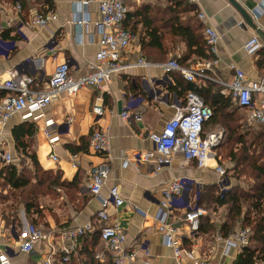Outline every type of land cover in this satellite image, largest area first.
<instances>
[{
    "label": "crops",
    "instance_id": "crops-1",
    "mask_svg": "<svg viewBox=\"0 0 264 264\" xmlns=\"http://www.w3.org/2000/svg\"><path fill=\"white\" fill-rule=\"evenodd\" d=\"M98 1L0 0V82L29 75L33 77L31 88L40 90L45 87L44 82L55 66L62 62H67L69 74L75 78L90 71L89 65L96 62L95 53L99 47V32L93 24L99 17ZM235 1L252 22L264 30V0ZM15 3L21 6L18 15L13 12ZM124 4L127 12L147 11L145 24L157 28L163 49L140 47L138 34L141 28L145 31L146 26L138 18L137 29H134L135 34L132 33L133 41L122 58L130 63L121 72L113 73L101 87L84 86L72 96L56 94L35 121L23 120L21 113H15L0 127V151L11 154L7 166L15 169V174L27 168L30 178L24 194L28 192V198L33 200V205L27 207L20 193L22 188L14 187L3 177L0 179V255L6 256L8 264H96L91 262L92 253L99 261L110 257L105 252V243L96 237L101 224L96 218L101 207L100 195H94L88 189L92 167L104 161L109 163L110 171L103 191L115 185L123 199L115 209L109 207L104 224L116 225L126 235L127 251L134 257L128 264H174L172 251L164 245L156 228L162 189L174 178L188 180L168 213V221L177 228L176 235L181 244L195 247L197 255L208 256L210 264H232L240 252L232 248L226 257L221 258L213 249L217 231L193 237L180 219L185 211L183 202L203 208L204 216L215 229L226 218L227 207L214 203L218 195L226 192L221 191L218 185L221 179L215 172L216 165L224 166L226 162L217 155L215 148L203 167L184 159L181 154H176L169 165L160 169H155L150 161L135 159L139 154L154 150L148 134L160 131L165 122L183 109L186 94L194 92L197 95L193 90H185V86L192 84L205 88L212 85V91L229 96L228 88L222 82L231 81L230 63L242 68L248 79L263 76L264 41L243 22L240 13L227 0H124ZM48 10L55 11V20H50L44 27L26 25L34 13ZM200 10L207 15V23L221 34L216 56L208 53L203 34L205 23L196 17ZM86 16L87 22H75V17ZM135 17L132 15L131 20L135 21ZM173 21L190 27L192 37L172 33L169 25ZM193 33L203 46L204 55L192 53L193 50L188 52L187 41L191 42ZM253 36L259 38L262 47L250 54L244 50L243 44ZM138 57L148 63L135 64ZM214 58L218 62L212 70L202 69L203 76H195L193 81H188L177 70L166 71L162 67V63L176 60L180 65L200 70L206 61ZM2 93L5 96L9 91L0 89ZM230 101L235 108L231 112H234L232 121L238 124L237 130L248 131L250 135L264 132V129H256L264 127L263 124L248 123V112L236 107L232 98ZM95 105L100 106V115L93 112ZM222 110V114L218 112L216 115L215 122L207 120L203 123L202 134L220 129L225 133L227 126L222 120L229 118L231 107ZM122 111L131 116L123 119ZM239 112H245V116ZM136 113L138 118L134 117ZM24 123L35 126L34 133L25 137L24 142L27 143L25 150L35 156L36 166L21 153L22 145L18 146L13 137L15 127ZM94 130L106 133L109 141L107 154L95 153L89 147ZM46 132L48 136L57 137L53 148ZM239 147L240 143H234L233 150ZM51 154L56 155V160ZM226 182L231 184L230 179ZM222 208L224 217H216ZM86 223L92 225V231L73 241L64 238V230ZM29 224L39 227L44 237L33 245L30 252H22L19 245ZM238 228L240 224L235 230ZM65 247L72 249L68 258L63 260ZM99 254L103 257H98Z\"/></svg>",
    "mask_w": 264,
    "mask_h": 264
},
{
    "label": "built area",
    "instance_id": "built-area-1",
    "mask_svg": "<svg viewBox=\"0 0 264 264\" xmlns=\"http://www.w3.org/2000/svg\"><path fill=\"white\" fill-rule=\"evenodd\" d=\"M21 11L19 3H15L13 12L17 15ZM127 8L124 0H99L98 1V19L93 24L98 29V50L95 53L96 62L89 65L90 71L79 77H73L69 74L67 62H62L55 66L52 74L44 82L45 87L40 90L31 88L33 77L21 75L0 82V89L8 90L9 93L0 98V127H2L13 114L21 113L23 120H37L41 116V111L49 104L52 97L59 93L68 96L74 95L84 86L101 87L113 73H118L129 65L130 61H122L124 52L130 47L133 41L132 33L123 27ZM56 13L53 10L34 13L26 25L31 27H44L50 20L56 19ZM196 17L199 21L205 23L203 27L204 40L207 45L208 53L217 55V44L220 41L221 34L212 25L207 23V15L203 11H198ZM89 19L75 17L77 24L85 23ZM1 43V40H0ZM262 47L257 36L248 39L243 48L246 52L252 54ZM138 65H146L148 62L143 57H138L134 61ZM218 62L217 58L206 61L200 70L191 69L180 65L176 60H168L162 63L166 71L177 70L188 81H193L195 76H203L202 69L212 70L213 65ZM232 71L230 82L223 83L229 91L235 105L245 109L248 112V123H260L264 125V75L254 79H248L242 68L234 63H230ZM93 112L100 115L102 110L100 106H94ZM212 111L205 105L201 98L194 92L186 94V101L183 109L178 110L172 118L164 123L160 131L148 134L149 139L154 145L152 152L139 154L136 161H150L155 169H160L169 165L176 154H181L186 160H192L196 166L206 165L209 154L217 146L224 135L223 129L202 134L203 123L209 119ZM130 113L122 111L121 117L128 119ZM139 114H134L138 118ZM51 148L55 146L57 137L48 136ZM89 147L98 154H107L109 150V141L106 133L100 130H94L89 138ZM56 160V155H50ZM11 161L9 152L0 151V167ZM124 164L127 161L124 160ZM110 165L104 161L92 167L91 178L88 184L90 193L100 195L101 207L97 212V221L101 224L98 227L100 240L105 243V252L112 260L113 264H128L132 261L133 254L127 251L125 245L126 235L116 225L104 224L109 216V207H115L123 203L117 186L109 187L105 192L103 188L106 183ZM215 172L219 175L220 181H224L226 169L223 165H216ZM186 178H174L162 189V198L159 202V212L157 215V231L162 235L164 245L171 249L174 264H210L208 256L197 255L195 247H184L177 237V228L168 221V213L175 206L177 196L183 191L187 183ZM185 211L180 218L187 226L191 236L198 233L200 219L206 213L205 210L197 204L192 206L189 202H183ZM90 223H86L74 229L63 231V236L71 241L76 237L92 231ZM249 227H240L231 232L227 237L217 234L214 237L213 249L219 256L226 257L229 250L241 248L249 242ZM44 237L43 231L34 224H29L25 233L24 240L20 243L19 249L22 252H30L33 245ZM72 248L70 247V250ZM65 255L63 260L68 258L69 248H63ZM147 253V251H146ZM102 258L103 254L97 255ZM0 264H8L6 256L0 255Z\"/></svg>",
    "mask_w": 264,
    "mask_h": 264
},
{
    "label": "trees",
    "instance_id": "trees-1",
    "mask_svg": "<svg viewBox=\"0 0 264 264\" xmlns=\"http://www.w3.org/2000/svg\"><path fill=\"white\" fill-rule=\"evenodd\" d=\"M48 2V1H47ZM126 12L123 27L128 29L131 33L135 34L134 29H137V19L140 18L139 22L146 26L145 31L140 30L137 41L141 48L146 46H155L159 49H163L161 42V34L157 33L156 27H149V23H146V12ZM132 15L136 16L135 21H132ZM169 30L172 33L179 35H187L188 38L192 37L193 30L190 27L184 26L178 21H173L169 25ZM188 40V39H186ZM194 46L193 49L191 47ZM188 52L198 55H204L203 46L199 43L198 37L193 33L191 42L187 41ZM179 73V72H177ZM180 74V73H179ZM212 85L205 88H197L194 85L185 86V90H193L201 98L203 103L210 107L212 115L209 120H214L218 112L222 114V108L231 107L229 111V118H225L223 123L227 126L224 133L225 140L222 143L215 146V149H219L221 146L226 144L225 148L232 143H240V147L233 150V147L227 150L226 156L233 160V167L231 170L235 173L233 176H237L240 172L247 177L248 181L246 188L239 186L230 188L229 191L224 192V195H218L214 199V203L217 206L225 205L226 218L218 229H215L214 224L209 221L206 216L201 217L198 234H208L218 232L222 237H227L233 230H235L237 224L240 227H249L250 235L249 242L243 246L236 255L232 264H264V132L258 131L253 132L252 139L246 141V135H249L248 131L237 130L238 124L232 121V115L235 108L231 104V98L229 96H223L217 91H212ZM4 93L0 94L3 96ZM238 107L237 105H235ZM236 112V110H235ZM206 120V121H207ZM215 122V120L213 121ZM28 124V125H27ZM24 123L15 127L13 130V137L18 146L22 147V154L27 156L31 160L34 166L37 162L35 156L25 150L27 143L24 138H28L35 131L33 123ZM257 146L259 149H257ZM220 155V152H217ZM3 164L0 167V179L3 177L5 180L13 184L14 187H21V196L26 206L33 205V200L28 198V192L24 194V190L27 188L29 181V173L27 168H23L20 173L15 174V169ZM36 168V167H35ZM237 178V177H236ZM28 190H30L28 188ZM26 209L28 210V208ZM96 237L99 238L97 232ZM191 246V245H190ZM188 246V247H190ZM91 262L95 261L96 264H113L110 257L107 256V260L99 261L94 259L92 253ZM93 259V260H92ZM63 264H68L64 262Z\"/></svg>",
    "mask_w": 264,
    "mask_h": 264
},
{
    "label": "rangeland",
    "instance_id": "rangeland-1",
    "mask_svg": "<svg viewBox=\"0 0 264 264\" xmlns=\"http://www.w3.org/2000/svg\"><path fill=\"white\" fill-rule=\"evenodd\" d=\"M241 113V112H239ZM245 116V112L241 113ZM240 114V115H241ZM243 115H241L242 117H244ZM256 129H264V127H256ZM254 131V130H252ZM252 135V134H251ZM246 141L248 143L249 140L252 139V136L249 135H246ZM223 140H225V137L222 138L221 142H223ZM219 143V144H220ZM224 143V142H223ZM234 143L228 145L226 148V144H224V146H221L219 149H216L217 152H220V156H221V159L224 160L225 163V169H226V174H225V177H224V181H222V183H219L218 185L221 187V191L224 192V191H229L230 188H233V187H241V188H246V184L245 182H248L250 181L249 179H247V177L245 175H243L242 173L238 172L239 174L237 176H233L235 173L231 170V168L233 167V160H231L230 158H228L226 156V152L228 149H230V147H233ZM257 149H259V147L257 146ZM237 177V178H236ZM228 179L231 180V184L230 185H227L226 183V180L228 181ZM229 184V183H228ZM240 184H243V185H240ZM216 210V209H215ZM217 214V213H216ZM220 216H223L225 215V210L223 211V208L218 211V215H215L216 217H219ZM221 219V218H219Z\"/></svg>",
    "mask_w": 264,
    "mask_h": 264
},
{
    "label": "water",
    "instance_id": "water-1",
    "mask_svg": "<svg viewBox=\"0 0 264 264\" xmlns=\"http://www.w3.org/2000/svg\"><path fill=\"white\" fill-rule=\"evenodd\" d=\"M240 13L245 24L253 28L258 36L264 41V30L257 27L251 20L250 16L242 9L235 0H227Z\"/></svg>",
    "mask_w": 264,
    "mask_h": 264
}]
</instances>
